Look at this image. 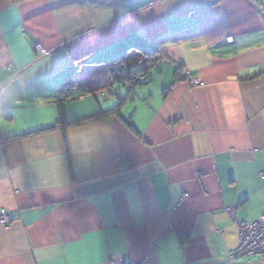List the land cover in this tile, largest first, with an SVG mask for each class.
<instances>
[{"label":"crops","instance_id":"1","mask_svg":"<svg viewBox=\"0 0 264 264\" xmlns=\"http://www.w3.org/2000/svg\"><path fill=\"white\" fill-rule=\"evenodd\" d=\"M130 46L157 54L116 112L102 61ZM260 171L264 0H0V264H263L227 257Z\"/></svg>","mask_w":264,"mask_h":264},{"label":"trees","instance_id":"2","mask_svg":"<svg viewBox=\"0 0 264 264\" xmlns=\"http://www.w3.org/2000/svg\"><path fill=\"white\" fill-rule=\"evenodd\" d=\"M156 54V51L152 53H146L142 51L139 47L130 46L122 50L118 55L102 61L104 65V71L101 74V85L107 87V85L113 82H121L123 85H126L128 89L127 95L125 97H119L118 104L113 106L110 110L117 112L118 106L123 102L126 97L129 96L128 94L132 92L135 87L146 82L151 64L156 58ZM82 57V53L72 57V60L76 62L77 69L81 64L92 62L89 60H81ZM143 57H146L145 61L142 60ZM181 68L182 66L180 64L174 70V80L180 78ZM262 71L263 70L259 69L253 72H248L241 75L240 78H254L258 76ZM140 75H143L142 79L139 78ZM77 84V80L71 75L64 77L60 82H58L53 96L56 98V102L60 109L66 100H72L79 95L77 92L78 89L76 87ZM91 90L93 89L88 88L85 90V92H91ZM61 116L62 115H60V118Z\"/></svg>","mask_w":264,"mask_h":264},{"label":"built area","instance_id":"3","mask_svg":"<svg viewBox=\"0 0 264 264\" xmlns=\"http://www.w3.org/2000/svg\"><path fill=\"white\" fill-rule=\"evenodd\" d=\"M231 37H227V41H231ZM39 49L37 45L34 46ZM143 61L146 57L142 58ZM139 78H143L140 75ZM189 83L193 86L201 85L203 82L196 77L189 79ZM120 162H124V157H118ZM260 177H264V171L259 172ZM232 220L236 223L238 228V244L234 249L228 251L229 259H235L240 256H253V255H264V211L253 221H246L243 219H237L232 209H227ZM13 217L10 213L4 209L0 210V224L7 226ZM220 231V229H217ZM107 264H131L125 262L121 257H114L109 259ZM142 264V262L137 263ZM264 264V262H263Z\"/></svg>","mask_w":264,"mask_h":264},{"label":"rangeland","instance_id":"4","mask_svg":"<svg viewBox=\"0 0 264 264\" xmlns=\"http://www.w3.org/2000/svg\"><path fill=\"white\" fill-rule=\"evenodd\" d=\"M227 257H228V254H227ZM240 258H243L242 256H240V257H237L236 259H240Z\"/></svg>","mask_w":264,"mask_h":264}]
</instances>
